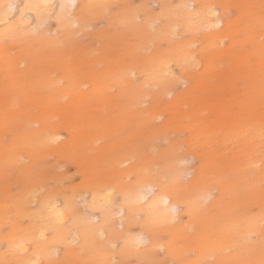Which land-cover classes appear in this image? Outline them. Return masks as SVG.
<instances>
[{
    "label": "rangeland",
    "instance_id": "obj_1",
    "mask_svg": "<svg viewBox=\"0 0 264 264\" xmlns=\"http://www.w3.org/2000/svg\"><path fill=\"white\" fill-rule=\"evenodd\" d=\"M85 2L77 24L49 19L1 42L0 122L4 109L11 123L0 130V241L44 225L34 196L70 199L68 230L84 233L100 219L79 195L108 186L135 194L144 184L169 192L179 217L141 218L134 203L124 228L115 211L104 217L124 239L93 233L74 243L69 232L45 245L43 264H264V0ZM212 6L225 28L206 27ZM165 63L174 80L159 73ZM133 65L141 74L129 82L141 92L115 84ZM7 68L23 75L16 86ZM26 128L37 132L25 137ZM52 131L61 136L48 143ZM140 234L156 244L136 243ZM4 243L0 264H18Z\"/></svg>",
    "mask_w": 264,
    "mask_h": 264
},
{
    "label": "bare ground",
    "instance_id": "obj_2",
    "mask_svg": "<svg viewBox=\"0 0 264 264\" xmlns=\"http://www.w3.org/2000/svg\"><path fill=\"white\" fill-rule=\"evenodd\" d=\"M85 1L88 0H1L0 59L9 56L8 47L1 46L2 41L9 40L15 42L21 36L27 34L29 31L37 32L38 27L41 26V24L45 23V21H50L49 19L58 20L59 24L63 25L64 29L68 25L77 24V21L74 18L75 12L79 8H85ZM190 7L192 9H195V4L191 3ZM204 16H209L210 19L207 23V28L213 26L217 29L225 28L224 19L220 15L219 7H210L207 11H205ZM71 17L74 19L69 20V18ZM32 20H34V23L31 22ZM173 28V33L175 34L178 31L177 26L174 25ZM216 36L217 35H214L213 37ZM185 58L187 60L193 59L192 61L196 64L197 67L201 66V63L196 59L195 56L185 55ZM158 70L160 71V74H166L169 81L174 80L178 76V73L170 66L169 63L160 65V68ZM0 71H2L1 67ZM5 73L8 75L9 79H11V83L15 84L14 86H16V84L23 77V75L20 76L18 74L13 73L10 68H7L5 70ZM123 74V81H121V84L118 78L116 79L115 84L122 90H130V88H133L137 92H141L140 89L142 88V86L132 87L131 83L129 82V79H131L132 77L133 83L136 82L138 84L139 81L136 79V76L141 74V72L138 71L137 68H135L133 65L127 67L126 71H123ZM84 84L86 83L84 82L82 85ZM153 84L156 86L159 85L158 82H154ZM98 85L99 83L96 82L95 89L97 90L101 89V87L98 88ZM48 86V81H41V89ZM26 87L29 91H34L33 86L27 84ZM104 87L105 89L110 88L108 84H105ZM168 93L169 91L167 92V94ZM33 94L34 93L29 94V100L32 104L36 105L37 101ZM67 95L68 93L63 94L64 97ZM0 97H2L1 93ZM3 106L4 105H2V107ZM2 116L3 117L2 121L0 122V130L3 128L4 124L11 123V118L9 117L10 115L4 109H2ZM30 122L39 124L41 126V129L43 128L42 121L40 119H35ZM36 132L37 131H35L34 129L30 131V129L26 128L23 135L25 137H29L35 134ZM49 133V135L47 136L48 139L46 138V142H57L61 136L56 131H52ZM184 161H187V159L180 160V163ZM155 188L156 187L153 185L140 184L136 187L137 192L135 194H131L126 187L124 189L117 190L114 186H108L102 190L89 193V196L87 193H84L86 197L84 196V194L79 195L78 197L80 199H83L82 203H84L86 207L91 210H97V213L94 215L93 218L100 219V223H98L93 228H88L86 231H84V233H80L78 229L68 230L67 224L71 221V214L68 210L73 213V202H71L70 199H67L65 197L64 200L60 201L57 195H52L46 198H42L40 201H38L37 197L34 196L32 198V202L35 204L38 202V209L36 210V213L33 217L36 218V221H39V223H44V225L39 226L38 228L33 225L34 232L32 231V234L18 238L13 237L10 240L6 241V244L3 241H0V243H4L7 248L12 250L11 259L15 263L43 264L47 258V251L45 252V245L49 243L51 238H53V240H56L55 242L58 243V240H60L62 236L66 235L69 232L73 235L70 237V240L74 243L81 242L82 238H85L86 240L88 237L93 236V233L99 235L100 237H107L110 231L108 232L104 225L105 215H109L110 213L115 211L120 218V226L124 228L126 226V223H128V221L126 222V219H129V223L134 222L133 212L130 208L134 205V203H138L140 205H143L144 207L143 211L145 212L136 213V216H139L141 218L149 216V218L158 217L162 220L172 221L174 220V218L179 217L180 207L177 205L175 198L169 192H165L162 190L155 191ZM75 195L76 192L73 193V196ZM209 196L211 195L205 194L204 200L208 201ZM145 221L147 222V219ZM35 232L36 234L34 239L36 238L37 242L33 243V239L31 236L34 235ZM109 235V243L110 239L113 238H125V236L119 234L117 231L116 235L111 233H109ZM135 242L139 244L149 243L151 246L156 244L154 237L150 234H140L136 238ZM127 244H133V240L129 239ZM53 249V254L59 253L58 246H55Z\"/></svg>",
    "mask_w": 264,
    "mask_h": 264
}]
</instances>
